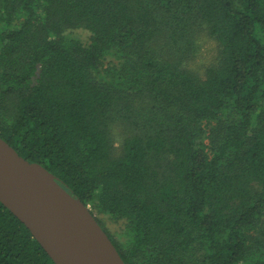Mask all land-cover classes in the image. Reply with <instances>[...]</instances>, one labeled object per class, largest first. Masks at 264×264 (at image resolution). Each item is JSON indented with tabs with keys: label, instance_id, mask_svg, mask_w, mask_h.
<instances>
[{
	"label": "trees",
	"instance_id": "16d2710c",
	"mask_svg": "<svg viewBox=\"0 0 264 264\" xmlns=\"http://www.w3.org/2000/svg\"><path fill=\"white\" fill-rule=\"evenodd\" d=\"M0 137L126 264H264V0H0ZM0 264H55L1 201Z\"/></svg>",
	"mask_w": 264,
	"mask_h": 264
},
{
	"label": "water",
	"instance_id": "95a60500",
	"mask_svg": "<svg viewBox=\"0 0 264 264\" xmlns=\"http://www.w3.org/2000/svg\"><path fill=\"white\" fill-rule=\"evenodd\" d=\"M0 201L55 264H126L90 208L1 137Z\"/></svg>",
	"mask_w": 264,
	"mask_h": 264
},
{
	"label": "rangeland",
	"instance_id": "374dc122",
	"mask_svg": "<svg viewBox=\"0 0 264 264\" xmlns=\"http://www.w3.org/2000/svg\"><path fill=\"white\" fill-rule=\"evenodd\" d=\"M74 35L80 37L84 41H87L90 37V33L85 30L75 31ZM200 45L201 48L198 57L193 61L191 66L196 70L202 71L203 67L211 63L217 56L218 45L213 38L206 35H203ZM100 218L113 234H117V232L121 231V224L113 222V220L107 216H100Z\"/></svg>",
	"mask_w": 264,
	"mask_h": 264
}]
</instances>
